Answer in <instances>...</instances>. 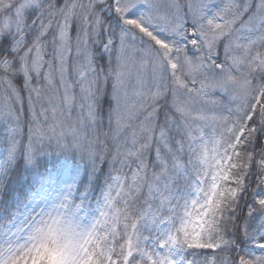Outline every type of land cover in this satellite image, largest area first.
I'll use <instances>...</instances> for the list:
<instances>
[{"label": "snow or ice", "instance_id": "snow-or-ice-1", "mask_svg": "<svg viewBox=\"0 0 264 264\" xmlns=\"http://www.w3.org/2000/svg\"><path fill=\"white\" fill-rule=\"evenodd\" d=\"M0 264H264V0H0Z\"/></svg>", "mask_w": 264, "mask_h": 264}]
</instances>
